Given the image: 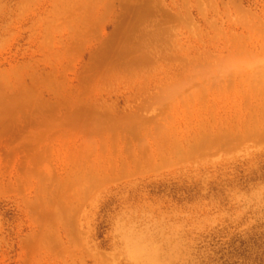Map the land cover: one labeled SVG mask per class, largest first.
<instances>
[{
  "label": "rangeland",
  "instance_id": "rangeland-1",
  "mask_svg": "<svg viewBox=\"0 0 264 264\" xmlns=\"http://www.w3.org/2000/svg\"><path fill=\"white\" fill-rule=\"evenodd\" d=\"M0 264H264V0H0Z\"/></svg>",
  "mask_w": 264,
  "mask_h": 264
},
{
  "label": "bare ground",
  "instance_id": "bare-ground-1",
  "mask_svg": "<svg viewBox=\"0 0 264 264\" xmlns=\"http://www.w3.org/2000/svg\"><path fill=\"white\" fill-rule=\"evenodd\" d=\"M224 136V135H223ZM222 137V136H221Z\"/></svg>",
  "mask_w": 264,
  "mask_h": 264
}]
</instances>
